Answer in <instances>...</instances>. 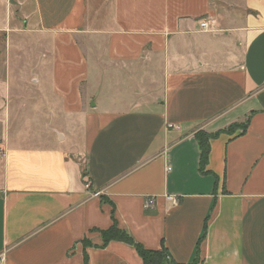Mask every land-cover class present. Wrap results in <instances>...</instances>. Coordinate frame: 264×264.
Segmentation results:
<instances>
[{"label": "crops", "instance_id": "obj_1", "mask_svg": "<svg viewBox=\"0 0 264 264\" xmlns=\"http://www.w3.org/2000/svg\"><path fill=\"white\" fill-rule=\"evenodd\" d=\"M16 1L50 48L27 103L36 143H0V264H142L93 232L112 213L177 264H264V0H105L91 22V0ZM101 39L95 68L83 46ZM1 60L3 141L19 105ZM199 131L218 134L204 175Z\"/></svg>", "mask_w": 264, "mask_h": 264}, {"label": "rangeland", "instance_id": "obj_2", "mask_svg": "<svg viewBox=\"0 0 264 264\" xmlns=\"http://www.w3.org/2000/svg\"><path fill=\"white\" fill-rule=\"evenodd\" d=\"M104 1H90V22L96 17L94 11L98 10ZM16 2V0H0V23L2 25L8 24L7 28H1L3 30H0V61L3 64L1 58L11 57V62L7 63V67L9 69L11 66L15 71L11 76V80L12 88H15L18 92L17 97L14 99L19 105L17 112L19 115L17 114L15 118L13 117L10 128L8 129L9 136L7 137L6 135L3 141L0 140V143H4L6 147L8 142L17 139V132L22 133L23 145L30 146L36 143V141H32L29 138V141L26 140L27 134L31 133L33 128H37L38 132H40V125L33 127L28 123L29 118L27 114L29 109L27 103L28 101L32 102L39 96V90L35 91L34 89L37 83L34 81L35 76L32 74L38 71L42 54H48L50 48L49 40L45 36H34L31 35V31L26 30L27 26L22 21L23 17H21L22 10ZM104 14L102 10V15L104 16ZM83 47L90 54L91 64L95 68H102L103 61L100 58L104 54V39H101L100 42L94 41ZM0 152H2L1 148Z\"/></svg>", "mask_w": 264, "mask_h": 264}, {"label": "trees", "instance_id": "obj_3", "mask_svg": "<svg viewBox=\"0 0 264 264\" xmlns=\"http://www.w3.org/2000/svg\"><path fill=\"white\" fill-rule=\"evenodd\" d=\"M249 119L245 120L242 123L235 124L229 127L227 132L234 133L235 131L241 130L244 132L247 128ZM218 134L217 133H207L205 131L197 132L194 137L198 145L199 149V173L207 174L209 172L206 171V167L208 164V155H209V142L214 139ZM105 198H101V202H106ZM113 208V205H112ZM113 224L107 230H93V232H97L102 239V245L106 246L108 243L112 241L122 242L127 245L132 246L138 256L142 260V264H177L171 258L169 252L162 247L160 250H148L145 249L139 242L135 241L133 237L124 230L118 228L115 219L113 218ZM206 232V223L204 225V232L200 239V241L204 238ZM82 245L85 248L93 247L90 240L84 239ZM84 264H87V258L84 257Z\"/></svg>", "mask_w": 264, "mask_h": 264}, {"label": "built area", "instance_id": "obj_4", "mask_svg": "<svg viewBox=\"0 0 264 264\" xmlns=\"http://www.w3.org/2000/svg\"><path fill=\"white\" fill-rule=\"evenodd\" d=\"M211 23H213V22H210L209 20L200 21V23H199L200 29L203 30V31H206V30L208 31L209 28H210ZM2 156H3V153L0 152V157H2ZM167 200L172 201V202L175 203V200L173 198H171V197H167ZM152 203H153V200L149 199V200H147L146 205L149 206Z\"/></svg>", "mask_w": 264, "mask_h": 264}]
</instances>
